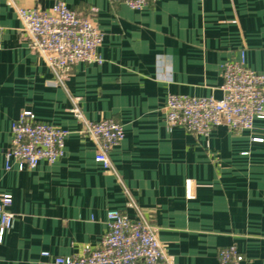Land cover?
Returning a JSON list of instances; mask_svg holds the SVG:
<instances>
[{"label":"crops","instance_id":"0c3cea01","mask_svg":"<svg viewBox=\"0 0 264 264\" xmlns=\"http://www.w3.org/2000/svg\"><path fill=\"white\" fill-rule=\"evenodd\" d=\"M54 1L0 0V195H12L16 215L0 264H56L54 257L94 248L107 210L135 215L130 200L174 264H219L218 249L229 244L242 264H264V119L200 135L168 128L163 109L169 93L220 98L225 62L243 58L264 73V0H149L141 9L62 0L103 35V61L75 63L63 85L29 47L15 10H48ZM75 98L83 117L123 125L110 153L117 175L93 160L94 145L70 111ZM24 109L68 130L64 155L6 170L11 122Z\"/></svg>","mask_w":264,"mask_h":264},{"label":"built area","instance_id":"2783aa9c","mask_svg":"<svg viewBox=\"0 0 264 264\" xmlns=\"http://www.w3.org/2000/svg\"><path fill=\"white\" fill-rule=\"evenodd\" d=\"M110 1L141 9L149 0ZM15 10L29 47L43 59L57 84L63 85L75 63L103 61L98 53L103 35L96 23L62 0H55L48 10L36 7ZM222 78L220 98L169 93L163 107L167 127L179 125L193 133L209 135L212 128L220 124L231 130L251 129L255 120L264 119V73L248 68L241 58L222 65ZM77 100L74 99L70 111L81 121L83 133L94 145L93 160L117 175L110 153L123 139V125L112 118L92 121L83 117ZM10 133V145L4 153L6 170L33 169L40 161L51 164L64 155L68 130L38 120L29 109L22 110L11 122ZM185 196L193 197L190 179L185 180ZM11 202L10 193L0 195V241L15 223L16 215L9 210ZM129 205L135 209L132 217L120 209L107 210L105 231L97 246L79 254L54 257V262L174 264L145 213L132 200ZM42 255L49 253L44 251ZM217 260L219 264H242L244 256L236 245L229 244L218 249Z\"/></svg>","mask_w":264,"mask_h":264}]
</instances>
